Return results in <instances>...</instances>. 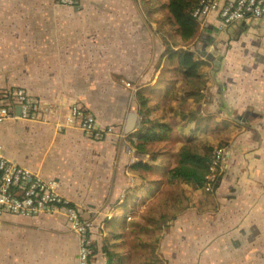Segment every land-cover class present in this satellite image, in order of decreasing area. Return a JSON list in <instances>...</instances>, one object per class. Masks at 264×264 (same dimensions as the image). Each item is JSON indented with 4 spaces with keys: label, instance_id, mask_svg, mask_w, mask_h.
<instances>
[{
    "label": "crops",
    "instance_id": "0c3cea01",
    "mask_svg": "<svg viewBox=\"0 0 264 264\" xmlns=\"http://www.w3.org/2000/svg\"><path fill=\"white\" fill-rule=\"evenodd\" d=\"M146 8L143 0H78L67 7L58 0H0V92L25 89L47 119L0 122V150L55 180L58 191L92 221L91 264H107L105 245L117 253L112 264H147L146 229L152 222L151 264H264V16L225 27L212 11L195 39L184 42L177 33L179 47L200 53L201 73L187 76L182 87L190 91L180 97V90L173 92L169 103L185 100L199 112L183 120L176 103L165 109L157 101L156 114L143 118L151 95L165 94L167 82L152 87L165 81L159 79L164 70L185 77L172 68L174 55L163 56L160 24ZM163 9L158 6L159 13ZM133 100L138 118L126 133ZM73 105L93 116L103 136L91 139L77 125L53 131ZM167 112L176 123L164 139H172L178 127L198 152L201 145L224 149L213 191L182 183L189 194L182 211L173 199L150 203L173 165L157 166V154L151 161L145 148L144 154L138 150L139 134L134 141L141 124L161 123ZM149 207L146 214L134 212ZM137 237L134 248L130 243ZM76 260L77 236L64 214L0 215V264Z\"/></svg>",
    "mask_w": 264,
    "mask_h": 264
},
{
    "label": "built area",
    "instance_id": "2783aa9c",
    "mask_svg": "<svg viewBox=\"0 0 264 264\" xmlns=\"http://www.w3.org/2000/svg\"><path fill=\"white\" fill-rule=\"evenodd\" d=\"M67 7L75 5L78 0H58ZM218 12L223 25L245 20L247 17L264 15V0H200L192 11V16L202 20L210 12ZM18 109V111H17ZM40 107L25 89L17 87L0 92V122L9 119L42 120ZM44 120H47L45 117ZM77 125L86 136L96 139L103 136L101 129L94 123L93 116L78 105H73L64 122L53 127L60 133L64 127ZM224 149L215 148L212 152L210 173L206 189L214 186L220 171V160ZM62 213L70 229L77 236V260L74 264H91L93 248L88 235L87 223L81 219L79 210L58 191L53 179H45L30 168L8 159L0 150V215L9 213L18 216L34 217L39 214ZM129 218V217H128Z\"/></svg>",
    "mask_w": 264,
    "mask_h": 264
},
{
    "label": "rangeland",
    "instance_id": "374dc122",
    "mask_svg": "<svg viewBox=\"0 0 264 264\" xmlns=\"http://www.w3.org/2000/svg\"><path fill=\"white\" fill-rule=\"evenodd\" d=\"M164 0H143V4L147 7V15L148 18L153 19V20H157V22L160 24V30L161 32H158V37L159 39L164 43L165 45V50L162 51L163 56L164 57H168L169 55L174 53V64H172V68H174L177 63H178V56H179V51L178 49L182 48L179 47L178 45L181 42H177V37H179L177 35V32H175L174 26H171L168 21H167V16H164L167 13L166 9H163V12L159 13L158 12V6L160 2H163ZM227 27V26H225ZM169 38L170 41H166L165 38ZM177 44V45H176ZM176 47V49H175ZM159 59V57H156V59ZM155 59V60H156ZM172 69L170 70H164L160 76L159 79H165L164 82H162L159 85H155V81L152 82V87H154V91L161 89L162 84L167 82V86L165 87V94L162 95L161 97H157L154 93L151 95V93L148 92V94H146L147 96L151 95L152 99L149 102L150 105L147 106L144 109V114L148 115L151 114L152 116H154L156 114V110L155 113L153 114V108L158 104L157 101L159 102V104H165V109L168 108V105H174L176 103V107L178 110L179 114H187L191 111H195V109H192L185 100H177L176 102H172V104L169 103V99L168 97L175 91H179V97L182 94H185L186 91H190V88L187 87H182L184 85V81H186V78H182V77H178L173 75ZM192 84V83H191ZM193 85V84H192ZM202 89V86H200ZM203 95L202 92L199 93V95ZM168 99V100H167ZM167 100V101H166ZM166 101V102H165ZM165 102V103H164ZM159 112L161 111L160 109L158 110ZM217 112V111H216ZM224 111L222 110L221 113H223ZM176 111H173V116L176 117ZM171 117V113L167 112L164 116V118L161 120V127H157L154 126L153 128H146V125L150 126V123H147L144 125L143 129L137 128L136 129V135H137V139H135L134 141H140L138 138V132L140 131L141 133H139V136L142 138L141 142L144 145V148L146 150V152H148L151 155V161H154L155 158H152L154 155L157 154L158 159H157V163L156 165L158 166H164L167 164H170V166L176 163V157H175V153L177 151V144L176 142H179L180 144L184 143V144H192L191 139L187 138V137H183L182 135H180V129L178 127H176L174 129V131L170 134L169 138L171 137L172 139H164V135L168 134V130H170L171 128V124L174 126L176 123V118ZM203 116V115H202ZM204 116H207V114H204ZM165 119H167L169 122H167ZM164 124V125H163ZM153 125V124H151ZM152 129V130H151ZM157 130V133H156ZM166 130V131H165ZM154 134L158 135L159 138H163L164 143H157L156 139L154 138ZM166 134V135H167ZM135 135V137H136ZM148 141V142H147ZM176 144V145H175ZM194 142H193V151L194 153H199L198 152V146H194ZM173 147V149L171 150V148ZM202 149H204V151L206 152L208 150V148L204 145H201ZM173 151V152H172ZM144 154V152H142ZM173 153V154H172ZM172 167V168H173ZM171 169V168H170ZM169 170L165 171L164 174L165 176L168 178L169 176ZM210 169V168H209ZM208 176V175H207ZM205 178V184L208 182V178ZM145 179V178H144ZM146 181H149V178L145 179ZM182 183H180L179 181L175 182V184L171 183L169 180L166 183V180H164V186L163 188L159 191L160 194L158 193L156 195V197L158 199L150 202L153 203L155 201H159V200H174V208L178 211H182L184 207L187 206V202H188V191L184 188H182ZM149 203V204H150ZM136 208V207H135ZM140 209H142V212L139 215L142 214H146L148 212L151 211V207H149L147 210H145V208H139V209H135L134 212H138ZM81 219L87 223V227H88V235L90 237V231L91 228L93 227V223L92 221L86 219L84 216L81 215ZM127 219V217H126ZM143 221H147V219H143ZM155 222L149 223V228L146 229L147 230V241H146V245H145V250L149 253V257H148V261L147 264H151L152 259H150L151 257L153 258V252L155 251V237L156 234L152 233L150 230L151 226H154ZM133 230L138 232L139 228L138 226L135 224H133ZM78 242V239H77ZM90 242H91V237H90ZM139 242V237L135 238L133 243H130L134 248L136 246V244ZM106 246V245H105ZM110 246V245H108ZM78 257V255H77Z\"/></svg>",
    "mask_w": 264,
    "mask_h": 264
},
{
    "label": "trees",
    "instance_id": "16d2710c",
    "mask_svg": "<svg viewBox=\"0 0 264 264\" xmlns=\"http://www.w3.org/2000/svg\"><path fill=\"white\" fill-rule=\"evenodd\" d=\"M199 2L200 0H167V2H160L158 5L167 10L164 16H167V21L174 26L175 32L180 35L184 42L193 38L195 39L199 34L200 20L192 16V11L199 5ZM173 55L174 53L171 58ZM200 67L201 61L197 54L190 50H182L174 70L177 74L185 76L184 78H187V76L197 77L200 76L201 73ZM199 96L202 97L203 95L201 94ZM141 101L145 104L144 100ZM198 112L199 111L195 110V112L187 116H196ZM141 116L143 118L147 117V115L144 114V110L141 111ZM187 116L181 114L183 120H187ZM150 124L158 127L162 126L159 122L155 123L154 119L150 120ZM143 127L144 126L141 124L140 129H143ZM139 133L141 132L139 131L138 134ZM153 136L154 138H159L156 134ZM136 146L140 152L144 151L143 144L137 143ZM204 146H206L208 150L205 152L204 149H202L199 153H194L193 143L190 145L182 143L178 146L175 153L176 163L174 167L170 169L168 176V180L171 183L175 184V182L179 181L180 183L189 184L193 189L204 188L205 178L210 173L209 168L212 160V152L214 150L213 145ZM150 182V180L146 181V184ZM212 189H214V187H212ZM212 189L208 190L213 191ZM104 251L108 258L107 264H112V259L117 253L111 251V246L108 245L104 247Z\"/></svg>",
    "mask_w": 264,
    "mask_h": 264
},
{
    "label": "water",
    "instance_id": "95a60500",
    "mask_svg": "<svg viewBox=\"0 0 264 264\" xmlns=\"http://www.w3.org/2000/svg\"><path fill=\"white\" fill-rule=\"evenodd\" d=\"M138 111H139V104L135 100H133V102L131 103V107L129 109V116L125 130L126 133H131L134 131L135 123L138 118Z\"/></svg>",
    "mask_w": 264,
    "mask_h": 264
},
{
    "label": "flooded vegetation",
    "instance_id": "af4514ba",
    "mask_svg": "<svg viewBox=\"0 0 264 264\" xmlns=\"http://www.w3.org/2000/svg\"><path fill=\"white\" fill-rule=\"evenodd\" d=\"M221 1H224V0H221ZM218 13V12H217ZM219 15V14H218ZM264 16V15H263ZM219 17H220V15H219ZM262 17V16H261ZM220 20H221V23L222 24H224L223 23V21H222V19H221V17H220ZM236 23H233L232 25H235ZM182 50H190V51H193L195 54H197L198 56L200 55V53L198 52V51H196V48L195 47H192V46H190V45H187V46H183L182 48H180V49H178V51H179V55H180V53H181V51ZM179 57V56H178Z\"/></svg>",
    "mask_w": 264,
    "mask_h": 264
},
{
    "label": "clouds",
    "instance_id": "9594fccd",
    "mask_svg": "<svg viewBox=\"0 0 264 264\" xmlns=\"http://www.w3.org/2000/svg\"><path fill=\"white\" fill-rule=\"evenodd\" d=\"M215 149V148H214ZM205 187V186H204Z\"/></svg>",
    "mask_w": 264,
    "mask_h": 264
}]
</instances>
